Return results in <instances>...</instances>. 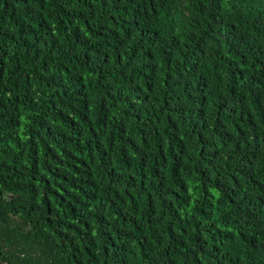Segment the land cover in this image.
<instances>
[{"label":"trees","instance_id":"trees-1","mask_svg":"<svg viewBox=\"0 0 264 264\" xmlns=\"http://www.w3.org/2000/svg\"><path fill=\"white\" fill-rule=\"evenodd\" d=\"M0 264H264V0H0Z\"/></svg>","mask_w":264,"mask_h":264}]
</instances>
